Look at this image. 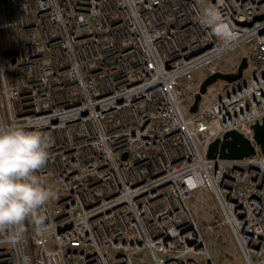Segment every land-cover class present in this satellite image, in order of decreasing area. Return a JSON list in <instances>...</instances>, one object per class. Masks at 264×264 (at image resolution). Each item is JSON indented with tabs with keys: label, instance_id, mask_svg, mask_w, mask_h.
Instances as JSON below:
<instances>
[{
	"label": "built area",
	"instance_id": "built-area-1",
	"mask_svg": "<svg viewBox=\"0 0 264 264\" xmlns=\"http://www.w3.org/2000/svg\"><path fill=\"white\" fill-rule=\"evenodd\" d=\"M243 45L252 74L192 112ZM263 119L264 0H0V123L48 139L36 174L58 194L14 243L0 232V264H216L196 192L264 264ZM230 131L256 153L209 158Z\"/></svg>",
	"mask_w": 264,
	"mask_h": 264
},
{
	"label": "clouds",
	"instance_id": "clouds-1",
	"mask_svg": "<svg viewBox=\"0 0 264 264\" xmlns=\"http://www.w3.org/2000/svg\"><path fill=\"white\" fill-rule=\"evenodd\" d=\"M50 142L22 123H0V232L16 229L15 242L26 219L40 225V211L55 192L36 174L49 159Z\"/></svg>",
	"mask_w": 264,
	"mask_h": 264
},
{
	"label": "rangeland",
	"instance_id": "rangeland-1",
	"mask_svg": "<svg viewBox=\"0 0 264 264\" xmlns=\"http://www.w3.org/2000/svg\"><path fill=\"white\" fill-rule=\"evenodd\" d=\"M241 50H247V46L243 45L241 48L228 53L224 57L223 66L221 67L222 71L232 72L238 69L243 58L241 57ZM250 62L252 68L244 71V76L241 80L230 83L219 79L208 87L206 96L200 104L206 105L241 85L256 67L253 61ZM55 195L58 196V194ZM196 199H200L201 201H196ZM191 206L195 211V217L199 221L200 230L206 232L205 240L213 261L216 264H242L244 261L243 255L233 238L228 234L226 228L222 226V215L218 210V206L214 204L212 197L204 192H196ZM110 252L114 253L113 251ZM133 260L135 264H152L153 261L151 252L146 249L134 253Z\"/></svg>",
	"mask_w": 264,
	"mask_h": 264
},
{
	"label": "water",
	"instance_id": "water-1",
	"mask_svg": "<svg viewBox=\"0 0 264 264\" xmlns=\"http://www.w3.org/2000/svg\"><path fill=\"white\" fill-rule=\"evenodd\" d=\"M248 67L247 58H243L238 69L235 72L223 73L218 72L209 76L202 84L201 93L197 95L196 101L191 109L192 112H196L199 103L202 98V94H205L208 87L217 82L219 79L233 83L241 80L244 74V70ZM255 131V142L260 146L262 153L264 154V119L262 123L254 125ZM220 154L221 158L225 159H244L250 155L256 153L255 147L252 142L245 138L242 134L237 131L227 132L224 136V140L217 139L214 141L209 149V158H216L217 154Z\"/></svg>",
	"mask_w": 264,
	"mask_h": 264
}]
</instances>
